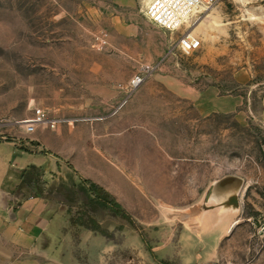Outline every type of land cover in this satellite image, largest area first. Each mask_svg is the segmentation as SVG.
<instances>
[{"label":"rangeland","instance_id":"374dc122","mask_svg":"<svg viewBox=\"0 0 264 264\" xmlns=\"http://www.w3.org/2000/svg\"><path fill=\"white\" fill-rule=\"evenodd\" d=\"M150 1L0 0V139L28 142L42 129L50 136L49 128L25 135L19 124L42 109L48 118L119 124L134 138L158 141L159 169L170 177L146 181L152 212H140L144 221L162 218V210L187 214L209 183L240 178L237 223L211 245L209 259L193 264H264V126L249 114L201 117L171 91L174 84L216 89L242 96L256 112L264 94V0H221L176 32L149 22ZM186 31L201 42L188 55L177 48ZM139 74L144 83L130 92ZM48 189L73 205L76 231L75 224L112 226L106 237L115 247L105 264H182L177 236L190 218L146 227L95 187L68 181ZM159 194L162 201L152 198ZM135 229L138 248L125 241Z\"/></svg>","mask_w":264,"mask_h":264},{"label":"crops","instance_id":"0c3cea01","mask_svg":"<svg viewBox=\"0 0 264 264\" xmlns=\"http://www.w3.org/2000/svg\"><path fill=\"white\" fill-rule=\"evenodd\" d=\"M171 91L188 101L201 117L244 114L248 118L249 114L264 126V94L259 109L252 112L244 108L240 95H222L216 89L198 91L183 84H174ZM125 104L122 101L112 116ZM82 122L59 125L50 136L46 135L49 130L42 129L28 142L0 139V264H105L114 243L77 224L81 228L76 231L69 209L73 205L57 190L49 192V186L56 183L87 181L143 226L164 225L162 215L158 220L139 217L140 212L151 210L146 181L170 177L169 170L165 176L159 169L164 161L161 143L134 138L129 131L123 133L119 124ZM158 156L159 161L154 160ZM28 179L31 184H22ZM152 198L162 201V195ZM102 224L97 223L100 228ZM111 227L101 229L111 232ZM140 240L137 231L125 233L128 246L138 248ZM178 241L182 264L201 260L192 237L185 238L186 247L181 235Z\"/></svg>","mask_w":264,"mask_h":264},{"label":"water","instance_id":"95a60500","mask_svg":"<svg viewBox=\"0 0 264 264\" xmlns=\"http://www.w3.org/2000/svg\"><path fill=\"white\" fill-rule=\"evenodd\" d=\"M243 186V181L234 176H227L220 181L209 183L202 194V201L192 211L182 214V211L162 210L164 222L174 224L186 218L191 220L190 225L181 226L178 235L182 236V246L186 247L185 238L192 237L197 243L198 254L205 251L209 259L211 245L213 247L226 235L236 221L238 214V194ZM180 256L182 251L180 250ZM209 250V252H208ZM212 251V250H211ZM201 255V254H200Z\"/></svg>","mask_w":264,"mask_h":264},{"label":"built area","instance_id":"2783aa9c","mask_svg":"<svg viewBox=\"0 0 264 264\" xmlns=\"http://www.w3.org/2000/svg\"><path fill=\"white\" fill-rule=\"evenodd\" d=\"M221 0H151L145 9V17L157 28L176 32L185 25L194 23L205 11ZM195 19V20H194ZM192 20H194L192 22ZM201 47L199 39L189 33L182 34L177 41V48L184 54H190ZM143 75H135L129 82L130 92L144 83ZM125 102V101H124ZM123 102V103H124ZM99 120V119H98ZM78 121L48 118L42 109H33L31 118L19 123L25 135H32L39 128L54 130L57 126Z\"/></svg>","mask_w":264,"mask_h":264},{"label":"trees","instance_id":"16d2710c","mask_svg":"<svg viewBox=\"0 0 264 264\" xmlns=\"http://www.w3.org/2000/svg\"><path fill=\"white\" fill-rule=\"evenodd\" d=\"M80 182H81L82 185H84V186H88L89 188H91V187H95L98 193H102V194L105 196V200H106V198L110 199V198H109V195L106 194L101 188H99V187H97V186H95V185H93V184H90L89 182L84 181V180H82V181H80ZM22 184L28 186L29 184H31V179H28V180H26V181H23ZM93 194H94V193H93ZM94 195H96V194H94ZM101 201H102V204H105V205H106V201H104V199H102ZM104 202H105V203H104ZM113 207L116 208V209H118L119 211H121V208L119 207V205L113 203ZM121 212H122V211H121ZM123 214L126 215L124 212H123ZM77 225H78V224H77ZM92 225H94V223H93ZM92 225H90V224H89V225H88V224H86V225H85V224H80L79 226H81V227H83V228H85V229H88V230H90V231H92V232H94V233H98V234H100V235L106 237V233H107V232H106L104 229H101L100 226H98L97 224L94 225V226H92ZM106 238H107V237H106Z\"/></svg>","mask_w":264,"mask_h":264},{"label":"bare ground","instance_id":"6f19581e","mask_svg":"<svg viewBox=\"0 0 264 264\" xmlns=\"http://www.w3.org/2000/svg\"><path fill=\"white\" fill-rule=\"evenodd\" d=\"M208 12V10L207 11H205L202 15H204L205 13H207ZM201 18H198V20H196L195 21V23L197 22V21H199ZM188 26H193V25H188ZM185 33H189V34H192L191 32H189V31H186ZM237 223V220L233 223V226L235 225ZM231 230V229H230ZM230 230L228 231V233L230 232Z\"/></svg>","mask_w":264,"mask_h":264},{"label":"flooded vegetation","instance_id":"af4514ba","mask_svg":"<svg viewBox=\"0 0 264 264\" xmlns=\"http://www.w3.org/2000/svg\"><path fill=\"white\" fill-rule=\"evenodd\" d=\"M136 230V229H135ZM137 232H138V230H137Z\"/></svg>","mask_w":264,"mask_h":264}]
</instances>
